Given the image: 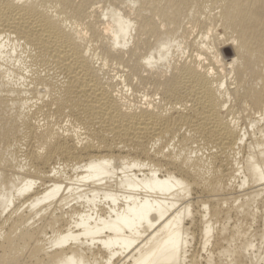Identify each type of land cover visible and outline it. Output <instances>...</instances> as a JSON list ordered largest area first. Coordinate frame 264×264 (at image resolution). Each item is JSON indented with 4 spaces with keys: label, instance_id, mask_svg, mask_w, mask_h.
<instances>
[{
    "label": "bare ground",
    "instance_id": "6f19581e",
    "mask_svg": "<svg viewBox=\"0 0 264 264\" xmlns=\"http://www.w3.org/2000/svg\"><path fill=\"white\" fill-rule=\"evenodd\" d=\"M0 264H264V0H0Z\"/></svg>",
    "mask_w": 264,
    "mask_h": 264
},
{
    "label": "rangeland",
    "instance_id": "374dc122",
    "mask_svg": "<svg viewBox=\"0 0 264 264\" xmlns=\"http://www.w3.org/2000/svg\"><path fill=\"white\" fill-rule=\"evenodd\" d=\"M233 215H234V214H233ZM233 215H232V219L230 220V221H231L230 223H232L233 220H235V218H233V217H235V215H234V216H233ZM244 222H245L244 226H245V225H250V224H251V222L248 221V220H246V221H244ZM247 222H248V223H247ZM254 223H255V225H252V226L257 227L258 224H257L256 222H254ZM254 223H253V224H254ZM246 228H249V227L247 226ZM197 245H198V243L196 244V247H197Z\"/></svg>",
    "mask_w": 264,
    "mask_h": 264
}]
</instances>
